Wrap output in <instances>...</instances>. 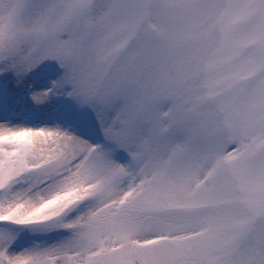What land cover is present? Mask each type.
Here are the masks:
<instances>
[{
	"label": "snow or ice",
	"instance_id": "obj_1",
	"mask_svg": "<svg viewBox=\"0 0 264 264\" xmlns=\"http://www.w3.org/2000/svg\"><path fill=\"white\" fill-rule=\"evenodd\" d=\"M0 264H264V0H0Z\"/></svg>",
	"mask_w": 264,
	"mask_h": 264
}]
</instances>
